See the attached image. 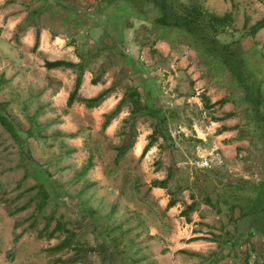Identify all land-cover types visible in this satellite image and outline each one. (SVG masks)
I'll use <instances>...</instances> for the list:
<instances>
[{
  "label": "rangeland",
  "instance_id": "374dc122",
  "mask_svg": "<svg viewBox=\"0 0 264 264\" xmlns=\"http://www.w3.org/2000/svg\"><path fill=\"white\" fill-rule=\"evenodd\" d=\"M180 1L233 15L231 25L213 33L218 47L259 45L250 34L264 19V0ZM4 6L19 22L13 36L17 54L8 57L17 65L7 66L2 56L8 49L0 50V109L24 146L0 123V264H204L202 257L216 251L214 264H264V236L250 234L253 218H241L233 208L235 185L251 190L264 181V136L244 90L216 54L188 32L148 21L125 3L97 17L57 0H7ZM45 26L57 28L62 40L40 38L35 47ZM29 27L34 36L23 42ZM76 46L79 53L103 49L89 66L96 73L85 71L92 77L81 84L79 97L118 92L122 99L106 112L78 101L67 107L78 69L45 67L47 60L79 63ZM103 64L102 82L92 84ZM251 81L252 76L246 82ZM136 86L143 88V105L161 108L172 142L160 137L140 160L156 119L138 112V136L116 163V147L123 151L133 138L127 123L132 108L123 99ZM261 99L264 116V85ZM117 109L104 129L106 115ZM231 116L225 122L243 142L227 156L212 145L211 133L220 126L213 124V132L207 126ZM203 159L211 166L199 167ZM35 170L49 186H40ZM167 178L156 194L152 184ZM227 233L239 237L237 247L226 242Z\"/></svg>",
  "mask_w": 264,
  "mask_h": 264
},
{
  "label": "trees",
  "instance_id": "16d2710c",
  "mask_svg": "<svg viewBox=\"0 0 264 264\" xmlns=\"http://www.w3.org/2000/svg\"><path fill=\"white\" fill-rule=\"evenodd\" d=\"M57 2L61 5L66 4H77L89 15L93 17H97L100 14H103V10L108 7L125 3L133 7L134 12H138L145 16L148 21L154 20V22L163 27H173L178 28L183 31L188 32L192 36H194L197 40H199L205 48H209V51L213 54H216L222 65L231 71L235 80L238 82V85H241L246 91V98L251 109V114L253 115V119L256 124H261V127L257 130L260 132L262 136H264V116L260 112V108L262 105L261 100V90L260 84L253 78L252 71L247 66V61L245 58V54L242 49H238L237 44H223L222 47H218V41L213 35V33L217 30L218 26H222L223 28L231 25L233 15L231 13H226L225 15H219L212 13L200 6L197 5L196 1H191L188 5L182 3L180 0H57ZM154 12V14H152ZM153 16V17H152ZM264 26V19L258 21L252 28V32H256L260 28ZM40 41V31L37 32V40L35 47L39 45ZM89 43V40L86 41V44ZM208 43L210 45H208ZM117 46H115L112 50L117 51ZM103 49L98 48L97 50H89L87 53H79V49L76 46L77 56L80 58L79 63L66 61V60H47L45 62V67L48 69H63V68H77L78 76L76 79V84L74 89L71 91L68 100L67 107H72L76 101L85 104L88 108H94L99 106L110 94L111 89L104 91L100 95L92 98L79 97V90L81 88V84L83 83V77L86 70L95 72V69L90 70V63L93 62V59L100 56L101 51ZM244 54V55H243ZM120 56L123 57L124 54L120 53ZM106 71V67L103 64L101 66V76L95 75L92 79V84H98L102 82V76ZM94 75V73H93ZM141 76V75H140ZM252 76L253 81L250 83H246L247 80ZM141 82L144 77H140ZM142 90L143 88L136 86L132 90L129 91L125 95L123 100H127L130 102L132 111L131 118L127 120L128 129L133 133V138L129 146H126L123 151H120L122 146L116 147L117 156L116 163H119L120 159L124 156V154L128 151V149L134 144L135 138L138 136V132L135 129V114L138 112L146 113V115L155 118L156 122L151 124L153 132L149 135V142L144 147L142 154L140 156V160L146 156L151 147L154 146L155 142L162 137L167 142H172V136L169 132L168 127L166 126L167 118L160 116L161 108L156 105H150L147 102L142 104ZM114 112V111H113ZM119 112L117 109L111 115H106V119L103 122V128H107L114 117ZM0 123L5 129L10 133V135L17 140L21 147L24 146V142L21 139L19 131L14 125L13 121L3 113L0 109ZM126 132V131H124ZM159 136V137H158ZM120 151V152H119ZM93 155H90L89 164L92 166ZM37 170L34 171V176L39 180L40 186L45 188L50 185L48 179H41V175ZM44 178V177H42ZM41 179V180H40ZM169 178L164 181H155L152 184L153 187L163 188L167 185ZM237 194L235 195V202L233 203V208H239L240 217H252L254 223L250 226L249 232L250 234H261L264 236V181L251 190L244 189L243 185H235ZM47 191V190H45ZM251 191V192H249ZM249 193V194H244ZM244 196L250 197V202L247 204L240 203V198ZM175 205V201L171 200L169 202V206L172 207ZM194 203H192L188 209H193ZM231 219L232 216H231ZM239 219V217H238ZM57 228V227H56ZM60 227V224L58 226ZM54 232H52L53 234ZM217 239V237L215 236ZM226 242L230 243V246L237 247V242L239 241V237L233 235L232 233H227ZM65 241H63L64 243ZM221 243V241H220ZM219 243V244H220ZM61 247V245H60ZM220 250L224 248V245H219ZM185 252V251H182ZM193 254V253H191ZM220 255L219 251H216L210 254L208 257H202L204 260V264H214L216 261V257ZM195 256H199L195 254Z\"/></svg>",
  "mask_w": 264,
  "mask_h": 264
},
{
  "label": "crops",
  "instance_id": "0c3cea01",
  "mask_svg": "<svg viewBox=\"0 0 264 264\" xmlns=\"http://www.w3.org/2000/svg\"><path fill=\"white\" fill-rule=\"evenodd\" d=\"M5 3H7V0H0V5H2V7H3L1 10L3 12V17H2V23L0 24V26H2L4 28V30L0 34V50L2 47L5 48L6 50L8 49L7 52L3 53L4 56H2V58H4L3 59L4 61H6L5 64H7V66H15V65H17L15 63V61L12 62V61L8 60V57H13L15 54H17L16 53L17 50L15 49V40H14L13 36L15 34L14 32H15L16 27L18 26L19 20H17V18L14 16L8 15V11L4 10ZM56 31H58V29L53 27V26H45V27L41 28V31H40L41 42H43V43L48 42L47 41L48 38L51 41V40H53L52 39L53 37H56L55 38L56 42H59V40H62L59 38V36H58L59 33ZM34 32H35V29L33 27H29L24 33L25 37L23 39V42H28V40H30V38L32 39V37L34 36ZM250 35L256 36V38L258 40H260L259 45H258V42L254 41V48L253 49H244L243 48L244 49L243 52L245 54V55L244 54L243 55L246 58L248 68L253 73V76H254L253 78L260 84L261 98H262L263 85H264V52H263L264 50L262 49V47L264 48V26L262 28H260L259 30H257L256 32H251ZM41 50H45V52H47L46 49H41ZM18 57H20L19 54H18ZM75 62H77V61H75ZM135 74L138 75V71H136ZM91 77H92L91 73L85 74L83 77V84L88 83L89 80H91ZM240 88L244 90L245 96H246L245 89L242 86H240ZM194 93L195 92L193 91V94ZM117 94H118V92H111V94L105 99V101L101 105H99L100 108L104 109L103 112L108 111L109 108H112L113 106L115 107V105H117L119 103V101L122 99V97L117 95ZM193 94H191L192 98L195 97ZM198 94H199V92H198ZM87 96L91 97L90 95H87ZM199 103L202 105V102L199 101ZM232 117H235V116H231V117H227L226 119H222L221 125H218L217 122L211 121L212 125H210V127L207 126L208 130L209 129L211 130L210 132H213L212 131L213 124L220 126L219 130L215 131V133H211V134H213V137L211 136L212 142H213L212 145H215V144H216V146L218 145V147H220L222 149L223 153L227 156H233L234 155L233 149L234 148L236 149L237 146H241V143L243 142V141H241L243 139H240L239 137H237L233 134V133H235L234 130H237V129H231L230 128L231 126L227 122H225L226 120H228L229 118H232ZM232 120H234V119H232ZM223 126H226V127L224 128ZM232 134H233V136H232ZM140 144L141 143L138 142V146H140ZM154 192L156 194L160 195L162 191H161V188L158 187V188H155Z\"/></svg>",
  "mask_w": 264,
  "mask_h": 264
},
{
  "label": "built area",
  "instance_id": "2783aa9c",
  "mask_svg": "<svg viewBox=\"0 0 264 264\" xmlns=\"http://www.w3.org/2000/svg\"><path fill=\"white\" fill-rule=\"evenodd\" d=\"M219 164H222L223 163V161H221V160H219ZM198 166L199 167H202V168H206V167H210L211 166V164H210V161L209 160H207V159H203V160H201V161H198ZM230 172H233L232 170H230ZM236 174V176L235 177H240V174H237V173H235ZM246 178H247V176H246Z\"/></svg>",
  "mask_w": 264,
  "mask_h": 264
}]
</instances>
